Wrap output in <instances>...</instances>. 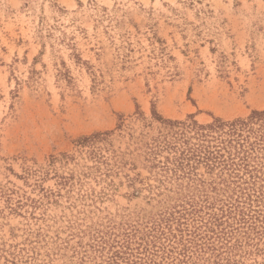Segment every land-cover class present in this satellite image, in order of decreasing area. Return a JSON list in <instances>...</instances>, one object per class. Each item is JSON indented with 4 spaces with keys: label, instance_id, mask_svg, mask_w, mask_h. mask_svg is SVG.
<instances>
[{
    "label": "rangeland",
    "instance_id": "1",
    "mask_svg": "<svg viewBox=\"0 0 264 264\" xmlns=\"http://www.w3.org/2000/svg\"><path fill=\"white\" fill-rule=\"evenodd\" d=\"M259 111L264 0H0V264H264L261 124L233 169L146 146Z\"/></svg>",
    "mask_w": 264,
    "mask_h": 264
},
{
    "label": "trees",
    "instance_id": "2",
    "mask_svg": "<svg viewBox=\"0 0 264 264\" xmlns=\"http://www.w3.org/2000/svg\"><path fill=\"white\" fill-rule=\"evenodd\" d=\"M152 119L159 122L167 133H161L159 137L153 138L151 143L146 145L150 155L148 160H151L152 167H159L165 173L173 172L178 175V172H183L187 175L200 164H204L210 171L217 167L233 169L237 166L234 163L235 158L244 160L245 157L240 156L247 154L242 147L244 142L249 141L250 136H246L245 133L256 135L259 131L255 130V125L259 123L261 124V145H264V111L254 112L247 119L233 121L214 119L212 123L206 125H200L196 121L164 120L157 115H153ZM111 134L112 132L96 133L81 139L78 143L80 149H87L85 154L93 160L92 167L96 171L101 170L102 166L108 170L111 164L112 157L105 155L109 150V143H101L106 142ZM237 146L239 149L232 156L229 150ZM164 153L168 155L163 157ZM161 158H164V161H161ZM71 160H74L73 155L64 154L62 160L53 159V164L62 161L67 163ZM92 167L87 166V169ZM66 181L63 179V182Z\"/></svg>",
    "mask_w": 264,
    "mask_h": 264
}]
</instances>
